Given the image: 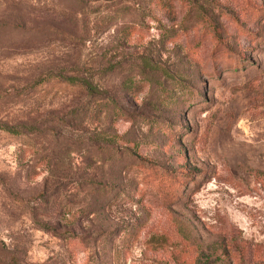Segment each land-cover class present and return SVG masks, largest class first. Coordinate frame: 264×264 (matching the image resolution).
<instances>
[{"label": "rangeland", "instance_id": "rangeland-1", "mask_svg": "<svg viewBox=\"0 0 264 264\" xmlns=\"http://www.w3.org/2000/svg\"><path fill=\"white\" fill-rule=\"evenodd\" d=\"M0 123V264H264V0H0Z\"/></svg>", "mask_w": 264, "mask_h": 264}, {"label": "trees", "instance_id": "trees-1", "mask_svg": "<svg viewBox=\"0 0 264 264\" xmlns=\"http://www.w3.org/2000/svg\"><path fill=\"white\" fill-rule=\"evenodd\" d=\"M64 81L69 84V85H78L79 87H82V88H88L89 87V83L86 82V81H82V80H79L78 78L74 77V76H68V77H65L64 78ZM23 128L24 130H28V131H31V127L30 126H16V125H13V126H9L7 124H4V123H0V128L2 130H5L9 133H19L20 131L17 129V128Z\"/></svg>", "mask_w": 264, "mask_h": 264}]
</instances>
